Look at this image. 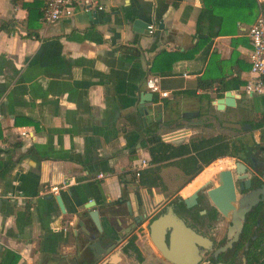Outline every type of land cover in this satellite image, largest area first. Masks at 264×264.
Listing matches in <instances>:
<instances>
[{"label":"crops","instance_id":"crops-1","mask_svg":"<svg viewBox=\"0 0 264 264\" xmlns=\"http://www.w3.org/2000/svg\"><path fill=\"white\" fill-rule=\"evenodd\" d=\"M20 2L0 0V193L9 194L0 199V261L9 250L18 255L14 264H66L73 260V210L89 199L122 197L134 211L135 193L146 200L161 184L185 180L183 194L206 167L211 173L203 178L224 166L222 153L189 177L201 163L192 143L264 135V92L241 89L249 76L246 30L261 12L250 22L230 18L225 33L206 36L205 23L195 32L200 0H111L95 17L75 10L48 24L29 22ZM149 76L167 94L150 91L142 112L138 94L148 91ZM225 89L239 94L237 108H216ZM258 120L263 124L253 127ZM152 135L167 153L188 150L152 160ZM139 158L148 164L135 175L131 164Z\"/></svg>","mask_w":264,"mask_h":264},{"label":"flooded vegetation","instance_id":"flooded-vegetation-1","mask_svg":"<svg viewBox=\"0 0 264 264\" xmlns=\"http://www.w3.org/2000/svg\"><path fill=\"white\" fill-rule=\"evenodd\" d=\"M232 138L221 155L226 164L183 194L185 180L161 184L158 196L146 200L135 193L138 208L120 210L117 232L102 225L115 238L104 247L81 245L73 236V260L66 264H264V135ZM111 245L110 255L92 259L91 251Z\"/></svg>","mask_w":264,"mask_h":264},{"label":"trees","instance_id":"trees-1","mask_svg":"<svg viewBox=\"0 0 264 264\" xmlns=\"http://www.w3.org/2000/svg\"><path fill=\"white\" fill-rule=\"evenodd\" d=\"M201 8L197 14L195 21V32L202 31V26L205 23L206 36H213L216 34L225 33V29L228 25L226 22L231 18L232 22L245 21L250 22L253 20L258 12L264 14V0H200ZM21 5L26 9L27 20L37 19L39 17L44 0H21ZM1 26V25H0ZM216 27V29H214ZM162 53V52H161ZM181 56L180 54H178ZM217 90H221L219 86H215ZM263 124L262 120H258L252 123L253 127H259ZM153 137V138H151ZM151 141H156L154 144L149 146V153L152 160H158L163 156L170 154H181L186 152L188 149L186 146H179L174 150H170L168 153L165 152L167 145L158 142V136L152 135ZM213 139H202L198 142L192 143L193 148L200 149L199 159L200 164L189 168L190 175H194L202 168V165L208 164L218 155L225 153L229 147L227 142L214 144ZM212 142V143H211ZM18 259V255L12 251L5 250L0 264H14Z\"/></svg>","mask_w":264,"mask_h":264},{"label":"water","instance_id":"water-1","mask_svg":"<svg viewBox=\"0 0 264 264\" xmlns=\"http://www.w3.org/2000/svg\"><path fill=\"white\" fill-rule=\"evenodd\" d=\"M87 14L88 17L96 16V13L94 12H87ZM158 24L159 27H161L160 21ZM151 94L152 93L149 90L139 92L138 105L140 107V111L146 112V104L143 103V101L150 100ZM238 95L239 94L232 92L229 89H225L223 91H219V94L215 96L213 101L218 109H222L223 107L237 108ZM221 124L232 128H251V124L248 122L222 121ZM234 165L239 166L242 165V163L236 159L234 161ZM223 172H228V169L220 170L218 172V176H220ZM54 198L59 210L64 212L60 195L56 194ZM125 207L128 211H130L131 208L129 206V201L122 199V197H119L116 200H106L100 203H96L89 199L84 205H82L81 209L73 210V223H71V227L75 240L81 243V245H87L88 247H91L93 242L97 243L101 247H104L105 243H107L109 239L113 238V234H111L110 230L102 229V225L106 222L110 229L117 232L114 225V222L117 221H114V219L118 217L120 210ZM113 239L115 240V238ZM113 246L114 245H111L108 248H105L100 254H97L96 251H91L92 259L96 260L104 255L107 257L114 251L111 250ZM46 264H49V262Z\"/></svg>","mask_w":264,"mask_h":264},{"label":"built area","instance_id":"built-area-1","mask_svg":"<svg viewBox=\"0 0 264 264\" xmlns=\"http://www.w3.org/2000/svg\"><path fill=\"white\" fill-rule=\"evenodd\" d=\"M111 0H44V5L39 15V20L48 24L73 15L75 10L83 12H98L104 10ZM155 25L153 21L145 23L146 32L151 33ZM246 34L249 40L248 61L249 76L244 81L241 89L247 94H259L264 92V14L259 13L249 24ZM145 85L149 91H158L161 95H166L165 90H159L156 76H149L145 80ZM237 93V92H235ZM238 94V93H237ZM24 134L25 131H19ZM161 137H167V133H162ZM147 159L139 158L131 164V169L137 175L139 170L147 165ZM98 176L102 174L97 173ZM58 186H50L52 193H57ZM9 194H1L0 199L8 197Z\"/></svg>","mask_w":264,"mask_h":264},{"label":"rangeland","instance_id":"rangeland-1","mask_svg":"<svg viewBox=\"0 0 264 264\" xmlns=\"http://www.w3.org/2000/svg\"><path fill=\"white\" fill-rule=\"evenodd\" d=\"M215 162H216V161H215ZM215 162H214V163H215ZM217 162H218V161H217ZM217 162H216V163H217ZM219 162H223V165L226 164V162H225L224 160H223V161L220 160ZM214 163H212V164H214ZM216 163H215V164H216ZM212 164H211V165H212ZM218 166H219V165H218ZM210 173H211V172H209L208 169H207V167H206V168L203 170V172H202V174L200 175V177H199V179H198L197 182H199L203 177L207 176V175L210 174ZM171 175H172V174H171ZM209 176H210V175H209ZM175 184H177V183H175ZM175 184H173V185L170 184V186H174ZM195 184H197V183H193L192 185H189V188L192 187V186H194ZM187 189H188V188H187ZM187 189H186V190H187Z\"/></svg>","mask_w":264,"mask_h":264},{"label":"bare ground","instance_id":"bare-ground-1","mask_svg":"<svg viewBox=\"0 0 264 264\" xmlns=\"http://www.w3.org/2000/svg\"><path fill=\"white\" fill-rule=\"evenodd\" d=\"M223 164V163H222Z\"/></svg>","mask_w":264,"mask_h":264}]
</instances>
